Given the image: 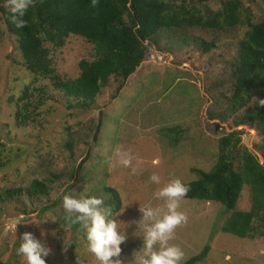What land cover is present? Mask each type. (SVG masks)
Returning a JSON list of instances; mask_svg holds the SVG:
<instances>
[{"label":"rangeland","instance_id":"obj_1","mask_svg":"<svg viewBox=\"0 0 264 264\" xmlns=\"http://www.w3.org/2000/svg\"><path fill=\"white\" fill-rule=\"evenodd\" d=\"M233 1L240 2L243 18L260 19L264 13V0ZM208 7L217 10L220 5L212 1ZM247 28L163 29L122 88L117 91L122 80L110 77L85 107L54 88L51 79L37 78L25 69L15 36L7 32L0 12V192L22 189L0 202V264H26L16 253L24 232H32L52 249L46 264H77V255L84 264H98L81 226L64 220L62 197L69 193L102 197L115 215L124 210L116 219L129 225L128 239L121 245L128 264L143 245L139 207L162 205L154 193L169 179L187 184L196 180L191 169L210 171L217 162L219 140L231 132H240L234 168L243 151L264 168V130L238 124L246 110L264 98V89L245 98L242 109L232 108L230 100L239 41ZM200 39L214 46L204 52ZM49 57L55 74L72 80L79 75L80 60L94 58V48L70 35L62 48L50 50ZM174 128H179L178 135L171 131ZM118 147L131 151L135 175L116 165ZM153 173L161 176V184L150 181ZM33 180L46 184L45 194H25ZM108 188L118 195L117 212ZM251 191L250 184L244 185L236 211L250 210ZM181 210L188 222L176 229L172 241L184 251L181 264L205 248L204 259L196 264H264V236L259 235L264 221L260 225L255 219L254 238L242 239L220 231L231 212L217 202L184 198ZM16 219L17 233L11 230Z\"/></svg>","mask_w":264,"mask_h":264},{"label":"trees","instance_id":"obj_2","mask_svg":"<svg viewBox=\"0 0 264 264\" xmlns=\"http://www.w3.org/2000/svg\"><path fill=\"white\" fill-rule=\"evenodd\" d=\"M212 1H217L220 8L208 7ZM3 3L4 0H0V4ZM90 3L91 0H35V6L29 7L24 16L27 26L19 29L9 22L10 12L0 7L3 23L7 32L15 36L25 69L37 78L51 79L54 88L85 107L86 103L94 101L110 77L122 80L117 91L121 89L144 61L148 47L156 45V38L163 29L200 28L212 32L245 24L248 28L239 41L234 64L232 108L242 109L245 98L257 89H264V13L260 19L243 18L240 2L233 0H99L95 9ZM70 35L82 37L93 45L94 58L80 60L78 77L62 80L55 74L49 54L50 50L62 48ZM198 41L204 52L214 46L203 39ZM253 107L246 110L238 124L256 125L264 130V106L258 102ZM171 131L176 135L180 132L179 128ZM239 134L231 132L219 140L217 162L210 171L191 169L196 180L187 183L190 191L185 198L217 202L225 207L231 214L220 231L245 239L254 238L255 219L260 225L264 221V168L247 151L240 154L234 168ZM246 184L252 189L251 208L247 212L236 211V203ZM21 191L0 192V202L9 194ZM46 191V184L39 180H33L24 190L28 197L43 195ZM105 191L116 199L114 212H117L118 195L111 188ZM259 235L264 236V231ZM206 250L183 264L200 262Z\"/></svg>","mask_w":264,"mask_h":264},{"label":"clouds","instance_id":"obj_3","mask_svg":"<svg viewBox=\"0 0 264 264\" xmlns=\"http://www.w3.org/2000/svg\"><path fill=\"white\" fill-rule=\"evenodd\" d=\"M32 6H35V0H4L0 4V7L10 12L8 20L18 29L27 26L24 16ZM98 6L99 0H91V8ZM260 105L264 106V100H260ZM114 156L116 165L130 168V174H136L137 168L133 166L134 157L130 150L118 147L114 150ZM107 163L111 169V158ZM149 179L154 184H161V176L157 173H153ZM189 191V185L180 178H171L154 193L157 199L163 201L162 205L139 207L142 219L138 225H143V245L132 253L128 264H181L184 251L172 241L176 229L188 222L187 213L181 210V201ZM62 207L67 224L80 225L86 233L88 251L95 256L98 264H124L121 245L128 239L125 229L129 225L116 219L124 210L115 215L112 206L106 205L102 197L72 193L63 195ZM11 230L17 233L15 222ZM41 236H44L43 231ZM19 239L16 253L26 258V264H46L45 258L51 255L52 249L42 239H38L32 232H24ZM76 260L77 264H84L81 256L77 255Z\"/></svg>","mask_w":264,"mask_h":264},{"label":"water","instance_id":"obj_4","mask_svg":"<svg viewBox=\"0 0 264 264\" xmlns=\"http://www.w3.org/2000/svg\"><path fill=\"white\" fill-rule=\"evenodd\" d=\"M18 219L12 221V222H15L16 224H19V221H17ZM20 228V227H19Z\"/></svg>","mask_w":264,"mask_h":264}]
</instances>
